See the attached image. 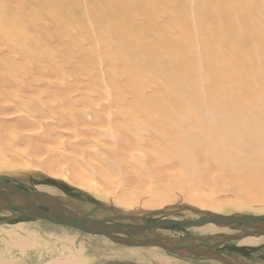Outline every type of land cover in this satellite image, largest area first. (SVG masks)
<instances>
[{
	"label": "bare ground",
	"instance_id": "bare-ground-1",
	"mask_svg": "<svg viewBox=\"0 0 264 264\" xmlns=\"http://www.w3.org/2000/svg\"><path fill=\"white\" fill-rule=\"evenodd\" d=\"M16 146L48 169L66 160L113 206L158 209L182 196L208 216L221 189L264 215V0H0V152ZM111 211L93 217L137 223ZM204 225L208 236L169 242L190 252L183 244L236 235ZM25 227H0V239ZM261 235L239 242L257 246ZM160 247L150 264H181ZM118 252L141 259L138 247ZM63 254L38 252L36 262L0 252V264H82Z\"/></svg>",
	"mask_w": 264,
	"mask_h": 264
},
{
	"label": "rangeland",
	"instance_id": "rangeland-1",
	"mask_svg": "<svg viewBox=\"0 0 264 264\" xmlns=\"http://www.w3.org/2000/svg\"><path fill=\"white\" fill-rule=\"evenodd\" d=\"M0 153V157L2 158L0 161L2 162L0 163L2 165L0 166V181L13 183L26 191L43 190L44 192L46 191L51 193L54 197L69 200L71 203L68 205V209L75 214H96L103 217L110 215V213L112 214L111 208H115L118 211L135 213L136 216L141 217L145 221H154L163 216L172 217L174 219H195L196 217L201 216L199 206L193 203H188L182 196L173 200L171 202L172 204H165L162 206L163 208L160 207L158 209H148L143 207L125 209L113 206L111 201H106L90 190H87L83 186L82 181L84 178H81L82 180L80 178H74L69 169V164H65V162L68 163L66 160H63L64 164L58 163L60 166L56 165L52 169H48L43 166L42 162L35 158L34 153H30L23 146H16L10 150H5ZM88 166L89 165H87V167L85 166L86 169ZM90 167L88 169L92 173L94 171V167L91 168L92 171ZM63 168H67L66 170H63L65 172L58 173L59 169L61 170ZM95 174L96 172H93L92 175L89 174L87 180L97 182L95 177L98 176V173L96 175ZM112 178H116L114 180L115 186L122 187L125 185L122 179L117 177ZM136 190L137 192L142 190L139 191V193H143L145 191V189ZM211 195L218 201L219 209L216 210L218 214L256 215L252 211L235 202L228 203L229 200L242 199L240 196L228 195L223 193L221 189L212 190ZM257 208L260 209V206ZM142 219H138L136 222H141ZM18 223H22L26 226L25 230L28 234L19 238L0 239V252L2 254L10 253L17 261H28V256H33V258L36 256L35 260L36 262H39L40 260L37 253L42 252V257H44V259H49L51 256L57 257L64 253L63 256L67 257V259H76L82 262V264H150L151 254H155V251L152 248L160 247L156 245H126L118 243L108 237L107 239L101 238L100 236L103 235L85 233L77 228L55 224L47 220L22 218L17 216L14 211L0 210V227L8 229ZM205 226L206 225L191 226L188 228L181 226H168L156 233L175 238H199L209 235L200 231V228ZM252 228V226L245 224L224 225L222 228L223 231L217 233L220 235H215L221 236L226 234H235ZM261 237H264V235H261ZM207 243L209 244V242ZM27 245H32L37 249H25L24 251L27 255H24L21 253V248ZM137 247L138 250L141 251V259L139 261L119 256V250L124 248L137 249ZM43 250L45 252H43ZM220 251L224 255L232 257L235 260L234 263L236 264H264V242L257 246H245L240 244L239 239H237L235 241L222 244ZM166 252L168 256L176 261L178 260L181 264H225L218 259L190 257L188 255L175 254L168 250H166ZM222 253L218 252V254Z\"/></svg>",
	"mask_w": 264,
	"mask_h": 264
},
{
	"label": "water",
	"instance_id": "water-1",
	"mask_svg": "<svg viewBox=\"0 0 264 264\" xmlns=\"http://www.w3.org/2000/svg\"><path fill=\"white\" fill-rule=\"evenodd\" d=\"M70 203L71 201L60 197H54L36 190L26 191L13 183L0 181V210H14L20 217L44 219L52 223L71 226L89 234H102L116 242L128 245L145 246L156 244L180 255H204L216 258L226 264H236L225 256L218 254L214 249L221 242L225 243L233 239H239L245 235L264 234V215L210 214L208 216H199L195 219H173L163 216L152 222L145 221L134 214L126 215L123 213V215L117 216L118 219L127 218L130 221L142 219V222L137 224L112 222V219L108 220L105 218H95L93 215L75 214L66 209ZM208 222L216 225L246 224L253 228L235 233L236 235L233 236L225 237L214 246L191 245L189 242L183 244L188 245L192 249H187L190 252H187L184 246L172 245L169 242L175 241L178 243L181 240H172V238L162 237L156 233L157 230L168 226H201Z\"/></svg>",
	"mask_w": 264,
	"mask_h": 264
}]
</instances>
